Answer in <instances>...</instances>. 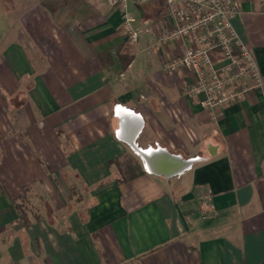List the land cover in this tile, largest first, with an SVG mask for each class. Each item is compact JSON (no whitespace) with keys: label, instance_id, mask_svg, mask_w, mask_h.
Returning <instances> with one entry per match:
<instances>
[{"label":"crops","instance_id":"obj_1","mask_svg":"<svg viewBox=\"0 0 264 264\" xmlns=\"http://www.w3.org/2000/svg\"><path fill=\"white\" fill-rule=\"evenodd\" d=\"M235 1L262 88L212 119L163 70L186 40L153 47L164 0L129 5L133 45L107 0H0V264H264V0ZM133 146L190 165L153 173Z\"/></svg>","mask_w":264,"mask_h":264},{"label":"built area","instance_id":"obj_2","mask_svg":"<svg viewBox=\"0 0 264 264\" xmlns=\"http://www.w3.org/2000/svg\"><path fill=\"white\" fill-rule=\"evenodd\" d=\"M138 1L107 0L119 12L121 31L131 45L142 35L134 28L135 18L129 12V5ZM164 1L172 25L156 35L153 47L159 50L186 40L182 53L163 63L166 72H187L190 80L183 87L186 97L201 96V107L216 119L217 110L238 102L252 89L262 88L257 62L229 22L237 13L235 0ZM200 197L205 218L214 210L212 192L205 189Z\"/></svg>","mask_w":264,"mask_h":264},{"label":"water","instance_id":"obj_3","mask_svg":"<svg viewBox=\"0 0 264 264\" xmlns=\"http://www.w3.org/2000/svg\"><path fill=\"white\" fill-rule=\"evenodd\" d=\"M133 148L137 155H139L141 159L146 162L148 169L153 173L161 174L168 177L180 172L181 170L185 169L190 165V163L182 162L176 157H168L165 155L164 152L161 153L163 156L165 155L167 157L166 160L168 163L161 164L157 162L156 156H151L153 154L152 151H140L134 146Z\"/></svg>","mask_w":264,"mask_h":264},{"label":"trees","instance_id":"obj_4","mask_svg":"<svg viewBox=\"0 0 264 264\" xmlns=\"http://www.w3.org/2000/svg\"><path fill=\"white\" fill-rule=\"evenodd\" d=\"M121 170H124L123 177L126 179L133 178L141 173L139 163L137 162V160L131 157H128L124 160L123 168H121ZM18 213L23 225L27 226L29 224V221L27 219L25 210L21 207H18Z\"/></svg>","mask_w":264,"mask_h":264},{"label":"rangeland","instance_id":"obj_5","mask_svg":"<svg viewBox=\"0 0 264 264\" xmlns=\"http://www.w3.org/2000/svg\"><path fill=\"white\" fill-rule=\"evenodd\" d=\"M7 7V6H6ZM1 8V7H0ZM8 8V7H7ZM2 11H1V9H0V19H2ZM6 17V16H5ZM6 25H7V23H6ZM5 29L2 27V25H1V22H0V35H1V33L4 31ZM82 195H85V193H84V191H83V189H81V188H76V191H75V193L71 196V201L68 203V207L70 208V207H72V206H74L75 204H76V202H78V200H80V198L82 197Z\"/></svg>","mask_w":264,"mask_h":264},{"label":"bare ground","instance_id":"obj_6","mask_svg":"<svg viewBox=\"0 0 264 264\" xmlns=\"http://www.w3.org/2000/svg\"><path fill=\"white\" fill-rule=\"evenodd\" d=\"M157 155L162 156V153H161V152H155V153H153L151 156H157Z\"/></svg>","mask_w":264,"mask_h":264}]
</instances>
